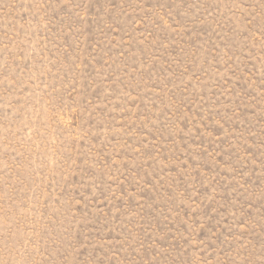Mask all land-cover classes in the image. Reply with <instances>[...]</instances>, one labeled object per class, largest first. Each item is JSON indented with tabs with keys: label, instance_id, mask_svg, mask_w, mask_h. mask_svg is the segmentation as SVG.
Masks as SVG:
<instances>
[{
	"label": "rangeland",
	"instance_id": "374dc122",
	"mask_svg": "<svg viewBox=\"0 0 264 264\" xmlns=\"http://www.w3.org/2000/svg\"><path fill=\"white\" fill-rule=\"evenodd\" d=\"M0 264H264V0H0Z\"/></svg>",
	"mask_w": 264,
	"mask_h": 264
}]
</instances>
